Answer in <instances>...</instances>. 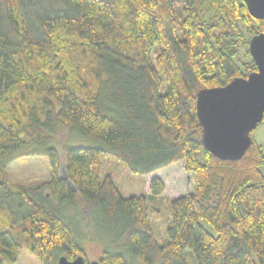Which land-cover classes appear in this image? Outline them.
I'll return each instance as SVG.
<instances>
[{"label":"trees","instance_id":"trees-1","mask_svg":"<svg viewBox=\"0 0 264 264\" xmlns=\"http://www.w3.org/2000/svg\"><path fill=\"white\" fill-rule=\"evenodd\" d=\"M262 33L244 0H0V158L33 146L50 168L47 195L0 167V264L27 250L41 264H88L81 220L89 241L108 240L101 264H264L262 148L251 138L238 161L216 158L196 114L200 90L257 71L249 42ZM239 45L248 62L235 60ZM67 130L100 145L67 146L62 178L48 143ZM104 156L133 175L178 162L192 174V191L169 203L162 245L148 200L163 182L152 178L149 198H125L102 175Z\"/></svg>","mask_w":264,"mask_h":264},{"label":"rangeland","instance_id":"rangeland-1","mask_svg":"<svg viewBox=\"0 0 264 264\" xmlns=\"http://www.w3.org/2000/svg\"><path fill=\"white\" fill-rule=\"evenodd\" d=\"M179 9V6L176 10ZM181 10V9H179ZM178 10V11H179ZM177 11V12H178ZM206 19L213 21V14L208 9ZM179 25V22H178ZM247 46L239 45L237 50V56L235 58L239 63H245L247 59ZM251 138L261 146L264 153V118L258 124L256 129L251 132ZM100 145L98 140H94L90 137H78L72 134L69 130L65 131L62 138L54 140L48 143V147L54 148L59 153L61 161L60 166V177H65L64 163H65V148L68 147H97ZM44 151V150H43ZM198 159L201 160L199 154ZM5 166L6 176L8 180L18 187L23 186L27 189H36L41 187L40 193L49 195V189L43 187L50 178L49 160L46 154L42 152V149L37 147H28L21 151L15 152L14 154L0 158V167ZM110 175L114 182L117 184L121 194L125 198L149 196L150 189L149 185L152 178L157 177L161 179L164 184V191L160 196L148 200V209L150 213V230L154 235L157 242L162 245L166 240V229L170 222L169 203L171 200L176 199L180 196H184L192 191V174L186 172L184 169V162H178L170 165L166 168L156 171L149 176L133 175L131 174L124 164L115 160L110 156H104L102 175ZM53 201V199H52ZM55 204V200L53 201ZM63 213L73 218L75 215L73 210L62 207ZM20 215V214H19ZM0 225H4L3 220L0 221ZM85 226V228H84ZM81 227V228H80ZM78 231L79 242L82 245L88 263L97 261L103 251V246L108 245L104 240H97L94 235L95 241H89V233L85 224L81 220ZM85 231V232H84ZM102 243V244H101ZM103 245V246H102ZM7 264V263H4ZM15 264H41L38 257L30 251H24L21 256L17 258ZM141 264V263H134Z\"/></svg>","mask_w":264,"mask_h":264},{"label":"water","instance_id":"water-1","mask_svg":"<svg viewBox=\"0 0 264 264\" xmlns=\"http://www.w3.org/2000/svg\"><path fill=\"white\" fill-rule=\"evenodd\" d=\"M249 15L264 21V0H244ZM257 71L235 78L220 88L202 89L196 95V114L204 148L222 161L241 159L252 143L250 133L264 118V33L249 42ZM57 264H86L79 256ZM88 264H101L98 260Z\"/></svg>","mask_w":264,"mask_h":264}]
</instances>
